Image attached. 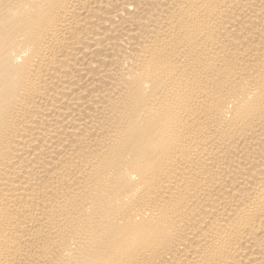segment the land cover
<instances>
[{"label": "bare ground", "instance_id": "bare-ground-1", "mask_svg": "<svg viewBox=\"0 0 264 264\" xmlns=\"http://www.w3.org/2000/svg\"><path fill=\"white\" fill-rule=\"evenodd\" d=\"M0 264H264V0H0Z\"/></svg>", "mask_w": 264, "mask_h": 264}]
</instances>
